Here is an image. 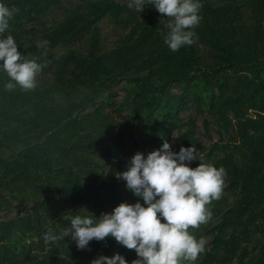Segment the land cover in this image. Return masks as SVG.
Instances as JSON below:
<instances>
[{"label": "trees", "instance_id": "16d2710c", "mask_svg": "<svg viewBox=\"0 0 264 264\" xmlns=\"http://www.w3.org/2000/svg\"><path fill=\"white\" fill-rule=\"evenodd\" d=\"M253 1L264 16V0ZM2 3L16 10L11 21L18 34L33 20L31 14L44 13L50 2ZM88 6L95 19L86 21L64 43L86 40L91 57L102 64L105 73L154 66L160 73L159 61H168V70L176 73L164 78L152 96L135 100L130 117L117 121L93 112L80 120H71L42 145L33 147L20 167H6L0 175V210L11 206L6 194L20 195L32 207L24 216L0 221V264H91L100 255L111 257L116 253L123 254L131 264L137 258L135 250L121 246L114 238L93 240L87 249L78 250L70 236L46 246L43 234L50 226L57 230L65 227L67 222L62 214L67 215L68 210L86 207L99 217L122 202L135 203L139 198L126 189L116 173L126 170L136 152L147 154L169 142L173 126L177 125V113L189 102L205 104L220 129L235 133V141L216 142L203 157V162L223 167L227 177L220 199L213 200L208 208L215 215L224 214L219 224L221 232L233 227L247 234L249 225L245 223L256 216L264 198V25L259 29L260 43L248 45L244 39L227 41L213 32L206 33L199 23L192 29L195 42L172 52L164 43L167 29L162 18L166 19V14L159 13L154 6H148L141 14L130 9L128 3L122 5L115 0H90ZM201 11L209 13L211 9L204 7ZM107 17L124 29L136 28L133 40L111 52L102 50L99 28L95 25ZM70 60L86 66V60L75 53L70 54ZM42 66L45 72L52 69L51 52H46ZM59 77L53 86L67 90L77 87L75 81L63 76V71ZM48 84L45 82L43 87ZM33 98L29 90H6L0 98V118L10 121L31 105ZM183 141L188 146L200 147L191 134H185ZM99 160L109 169L106 178L98 171ZM237 192L238 199L227 207L229 197ZM189 231L197 239L204 234L202 226ZM15 232L24 237L34 234L36 240L18 251L8 244Z\"/></svg>", "mask_w": 264, "mask_h": 264}, {"label": "rangeland", "instance_id": "374dc122", "mask_svg": "<svg viewBox=\"0 0 264 264\" xmlns=\"http://www.w3.org/2000/svg\"><path fill=\"white\" fill-rule=\"evenodd\" d=\"M2 1L0 0V3ZM48 1L49 9L39 16L32 13L33 20L26 23L22 32L17 34L10 20V28L3 34L13 35L20 46L18 51L29 59H37L41 65L45 62L46 52H51L53 67L49 72H45L42 66V71L36 78L37 86L29 90L34 94L31 105L23 108L10 121L0 118V175L5 173L6 167H20L24 157L33 147L42 145L49 136L57 134L71 120H80L93 112H99L100 116L117 121L130 117L135 100L152 96L160 88L164 78L176 73L172 69L168 70V61H159V65H162L160 73L155 71V66L145 70L135 67L122 68L105 73L102 64L97 62L95 57H91L86 40L64 43V40L72 38L75 31L86 21L95 19L94 11L88 6L90 0ZM115 1L122 5L128 3V0ZM201 2L202 8L211 9L209 13H202L200 10V23L206 33L213 32L214 36L227 41L244 39L248 45L260 43L259 29L264 25V16L261 7L253 0ZM95 25L99 28L100 46L104 52L116 50L135 37V27L124 29L111 17L100 23L98 20ZM207 38H210L209 34ZM38 43L43 44V47L38 46ZM71 53L85 59L86 66L71 61ZM62 71L63 76L77 83L76 88L67 90L53 86ZM2 81L8 82L9 77L6 72L0 71V98L6 94ZM45 82L49 84L43 87ZM12 91L22 93L24 89L17 85ZM177 116V125L173 126L169 141L175 152H179L182 146H192L184 143L185 134H191L200 144V147L196 148L202 157L216 142L227 144L235 141V133L220 129L205 104L189 102L178 111ZM231 117L233 118L232 114ZM199 163L201 161L197 159L192 161L190 166L195 168ZM97 165L102 178H106L108 167L101 160ZM226 186L225 174L224 187ZM2 193L0 189V196ZM6 196L11 206L0 210V221L24 216L32 207V204L20 195ZM238 197V192L231 195L226 206L232 207ZM223 218L224 214H213L208 223L200 225L203 227V237L207 239V244L205 252L200 254L196 264H264V198L259 204L256 216L249 223H245L249 225L247 234L233 227L221 232L219 224ZM35 240L34 234L24 237L15 232L8 244L20 251Z\"/></svg>", "mask_w": 264, "mask_h": 264}, {"label": "clouds", "instance_id": "9594fccd", "mask_svg": "<svg viewBox=\"0 0 264 264\" xmlns=\"http://www.w3.org/2000/svg\"><path fill=\"white\" fill-rule=\"evenodd\" d=\"M148 6L166 14L167 18H162L167 29L164 43L172 52L195 42L192 29L202 19L201 0H128V7L140 14ZM15 11L0 3V61H3L0 71L9 77L4 85L6 90L11 91L17 85L31 90L37 86L42 65L18 51L20 46L13 35H3L10 28ZM197 159L201 163L191 167V162ZM116 176L139 198L135 203L122 202L99 217L86 207L68 210L67 215L62 214L67 222L65 227L57 230L50 226L43 234L45 245L65 241L70 236L78 250H85L91 241L111 237L121 246L135 250L137 258L131 264H196L206 250L207 239L203 236L197 239L189 229L199 228L212 219L208 205L222 195L225 169L203 162L195 145L182 146L175 152L165 141L162 147L147 154L136 152L126 170ZM91 264H129V261L116 253L111 257L100 255Z\"/></svg>", "mask_w": 264, "mask_h": 264}]
</instances>
